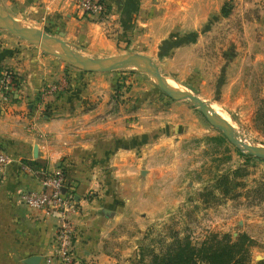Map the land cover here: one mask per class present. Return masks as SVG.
Listing matches in <instances>:
<instances>
[{
	"label": "crops",
	"instance_id": "crops-1",
	"mask_svg": "<svg viewBox=\"0 0 264 264\" xmlns=\"http://www.w3.org/2000/svg\"><path fill=\"white\" fill-rule=\"evenodd\" d=\"M104 1L109 6L104 22L84 17L76 0H30V5L46 29L64 33L69 44L89 56L129 51L167 60L174 55L168 62L183 63L178 70L186 83L199 74L198 66L203 76L209 69L211 79L221 74L220 99H243L241 94L250 92L246 86L254 84L253 69L264 67V0ZM227 4L231 12L223 17ZM166 42L175 44V53L161 56ZM7 72L17 82L4 102L1 77ZM116 82L113 73L68 68L0 34V149L14 159L0 190V264H26L36 256L39 264H48L59 217L31 210L20 200L22 193L40 190L46 173L69 174L68 194L79 208L80 264H153L184 238L186 226L197 227L195 219L186 221L201 210L195 183L187 184L186 176L201 170L194 161L183 166L178 140L208 137L204 144L210 148L211 141L224 139L215 129L195 125H189L187 136L169 134L172 126L187 127L185 107L179 108L182 115H162L164 109L150 104L146 95L142 100L139 93H126L113 107ZM52 87L56 90L44 99ZM262 93L264 98V82ZM143 138L147 141L138 144ZM173 224L177 231L169 236ZM248 264H264V253Z\"/></svg>",
	"mask_w": 264,
	"mask_h": 264
},
{
	"label": "rangeland",
	"instance_id": "rangeland-1",
	"mask_svg": "<svg viewBox=\"0 0 264 264\" xmlns=\"http://www.w3.org/2000/svg\"><path fill=\"white\" fill-rule=\"evenodd\" d=\"M0 4L12 17L25 26L38 29L54 38L60 39L58 33H53L43 26L40 16L31 8L30 0H0ZM0 34L13 39L14 42L19 41L37 49L26 41L1 28ZM62 40L67 42L64 38H62ZM130 53L131 52L127 51L120 55ZM174 53L175 52H173V54ZM210 54L215 55V53H207L206 56H210ZM139 55L144 56L142 54ZM173 56L174 55H172V57L167 56V60L159 58L150 59L156 63L161 72L167 76L165 79L175 82L181 90L183 89V93L186 94L189 90L192 91L205 102L213 106L215 112L220 113L221 116L224 114L222 117L228 122H231L242 136L254 144L264 146V98L262 93L264 67H256L253 69L255 75L251 78H253L254 84L252 87L246 86L245 89H249L250 92H243L241 94L244 96L243 99L238 100L232 97L226 100L224 98L220 99V90L223 84V76L221 74L218 76L214 74L211 79L208 73L209 69H205L207 73L206 76H203L201 73H203L204 68L198 66L195 70H197L199 74L195 77L188 78L190 83H186L188 80H185L186 78L183 77V73L178 70V65L181 66L183 63L168 62L169 59H174ZM60 61L66 64L68 68L71 67L72 69H76L64 61ZM192 62L193 61L190 63ZM187 71H189V69ZM245 71L249 73L248 69ZM111 73L117 77L114 88L115 95L112 98V103L113 101H116V103H113V107L117 106V103L122 102L123 99H121V97H125L127 95L126 93H139V98L142 100H144L146 95V98H148L146 100H149L148 102H151L150 104H156V108L164 109L163 112L161 111L162 115L170 111H173L170 112L171 115L172 113L182 115V110L179 108L180 106L185 107L183 117L187 127L174 128L172 126L170 130L167 129L169 134L175 133L182 137L187 136L189 125H195L199 129H202L204 126L215 129L210 125L207 119L188 102L170 99L147 74L140 73L135 69ZM181 75L182 77H179ZM53 88L55 87H52L45 93V99L52 94L50 91H52ZM211 94L215 98H206V96H210ZM231 95L236 96L237 93H232ZM5 97L6 95H4V98ZM7 98V101L3 99L4 102L10 101L9 95ZM192 116H194V119ZM198 118L200 119V123L199 120H196ZM219 133L222 137L221 139H224V142L220 140L217 142L211 141L210 148L207 144H204V141H207L206 138L208 137L197 138L194 136L192 141L187 138L178 140L183 146L182 155L185 154L181 161L183 162V166L189 168L194 161L197 168L201 170L199 171V175L186 176L187 184L188 181L195 183L197 194L196 201L200 202L202 211L200 210V212H197L196 217H192L191 214L187 215V225L193 222L191 219H195L197 222L195 225L197 227L192 230V228L186 226L183 239H190V236H194L197 242L195 245L200 246L215 235L221 238L228 235L231 241L244 237L250 240V244L247 242L246 246L248 250L247 263H251L256 253H264V160L250 156L248 158L247 155L243 156L244 154H240V151L233 146L221 132ZM193 141L194 147H191L190 143ZM194 150L196 151L195 153H193ZM192 186L193 185H186V189H191ZM227 226L228 229H226ZM175 227L176 225L173 224L168 232H166L167 235H175L174 231H177ZM193 231H195V235H193ZM234 233H236L237 238L234 237ZM157 235L158 237L162 236L160 231ZM155 237H157L156 234Z\"/></svg>",
	"mask_w": 264,
	"mask_h": 264
},
{
	"label": "water",
	"instance_id": "water-1",
	"mask_svg": "<svg viewBox=\"0 0 264 264\" xmlns=\"http://www.w3.org/2000/svg\"><path fill=\"white\" fill-rule=\"evenodd\" d=\"M0 28L36 47L42 53L58 58L77 70L85 73H111L127 69H135L147 74L157 84L159 89L170 99L185 101L200 112L210 125L235 146L242 154L264 160V146L257 145L242 136L231 122L225 120L220 113L215 112L213 106L189 90L186 94H179L170 89L165 76L158 65L150 58L137 53L123 54L113 57L98 58L78 51L73 45L65 42L64 33L60 39L54 38L38 29L29 28L12 17L0 4ZM37 154V149H36ZM37 157V155H35ZM66 192V191H65ZM41 257H32L26 264H39Z\"/></svg>",
	"mask_w": 264,
	"mask_h": 264
},
{
	"label": "built area",
	"instance_id": "built-area-1",
	"mask_svg": "<svg viewBox=\"0 0 264 264\" xmlns=\"http://www.w3.org/2000/svg\"><path fill=\"white\" fill-rule=\"evenodd\" d=\"M76 3L79 12L84 17L95 18L102 22L109 17V10L100 0H76ZM16 82L17 77L12 72H7L1 77V89L6 95L5 101H7V96L10 95ZM55 90L56 87L50 92ZM113 103L115 104L116 101H113ZM114 104L112 105L114 106ZM13 161L12 156L0 149V190L5 183L7 168ZM25 169L29 173L35 172L29 166H25ZM40 184V190L24 192L20 195V200L31 210L47 211L59 217V227L55 233L53 254L47 259V263L80 264L76 257L79 232L75 224L79 208L78 203L68 194L72 184L69 183V179L62 171L46 173Z\"/></svg>",
	"mask_w": 264,
	"mask_h": 264
},
{
	"label": "trees",
	"instance_id": "trees-1",
	"mask_svg": "<svg viewBox=\"0 0 264 264\" xmlns=\"http://www.w3.org/2000/svg\"><path fill=\"white\" fill-rule=\"evenodd\" d=\"M100 1L109 10L107 3L104 0ZM230 12V5H225L222 11L223 17L229 16ZM172 48H175V44L166 42L161 51V56L168 55ZM145 141L147 138L138 141V144ZM240 154L242 153L240 152ZM247 157L249 158V156ZM64 173L69 179V174ZM247 242L250 244V240L244 237L231 241L228 235L222 238L215 235L202 245L196 246L189 238L179 239L166 256L155 257L153 264H248Z\"/></svg>",
	"mask_w": 264,
	"mask_h": 264
},
{
	"label": "bare ground",
	"instance_id": "bare-ground-1",
	"mask_svg": "<svg viewBox=\"0 0 264 264\" xmlns=\"http://www.w3.org/2000/svg\"><path fill=\"white\" fill-rule=\"evenodd\" d=\"M165 82H166V84H167V86L170 88V89H172L173 91H175V92H178V93H180V94H185V93H183L182 92V90H181V88L175 83V82H173V81H171V80H169V79H165ZM185 90V89H184ZM224 115V114H223ZM222 115V116H223ZM227 118H229V117H227Z\"/></svg>",
	"mask_w": 264,
	"mask_h": 264
}]
</instances>
